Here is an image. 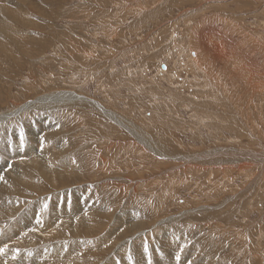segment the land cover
Wrapping results in <instances>:
<instances>
[{"label": "rangeland", "instance_id": "obj_1", "mask_svg": "<svg viewBox=\"0 0 264 264\" xmlns=\"http://www.w3.org/2000/svg\"><path fill=\"white\" fill-rule=\"evenodd\" d=\"M0 3V145L21 130L65 141L60 187L96 211L93 236L122 213L154 255L170 230L180 256L192 242L206 264H264V0ZM13 155L0 149L1 172ZM97 250L95 264L113 251Z\"/></svg>", "mask_w": 264, "mask_h": 264}, {"label": "bare ground", "instance_id": "obj_2", "mask_svg": "<svg viewBox=\"0 0 264 264\" xmlns=\"http://www.w3.org/2000/svg\"><path fill=\"white\" fill-rule=\"evenodd\" d=\"M201 1L212 3L215 0ZM3 7L4 4L0 3V9ZM215 16L220 19L218 14H215ZM209 19L208 17L207 20ZM211 35L213 34L211 33ZM188 38L190 39V37ZM202 38L204 39V36ZM195 41V43H201L198 39ZM189 44L191 43L189 42ZM201 46L203 49L204 46L202 44ZM60 94L61 98L67 95L63 92H60ZM79 97L85 96L74 93L73 98L77 99ZM43 99L44 96L37 98L36 101ZM129 131L136 137L138 142H147V138L142 132L135 128H129ZM20 133V139L12 138L8 134L7 139L0 145V149L4 154H8L10 151L14 152V155L11 156L13 162L6 170L7 174L0 171V195L2 196L0 197V231L5 229L6 237L4 242L0 239V264H95V262H92L94 257L92 259L91 256L98 255L102 257L103 253L95 254L94 248L98 249L97 251L100 249L105 251L113 249L109 258L100 260L99 264H185L186 260L190 262L189 264H206L208 262L204 257L200 262L199 254L196 257L195 253L197 250L199 251V246L192 242L187 244L191 247L189 250L193 251V248L197 250L193 251L194 253L187 252L186 256H184L185 254L180 256L178 249L182 248L181 243L183 244L184 239L171 233L170 230L161 234L160 232H155V234L151 232V236L154 234L159 239L158 243L163 247L161 254L158 252L159 246L156 244L154 245L156 250L153 248L156 255L151 251L152 248H148L153 244L139 248L137 241L141 245L144 242L142 238L129 240L126 237L125 234L128 231L123 229L122 222L125 221L129 224L130 221L121 219L122 213L114 218L111 226L109 225L110 234L107 233L103 236L96 234L94 236L98 237L93 238L92 232L96 230L95 222L98 220L94 217L96 211L94 212L89 203L66 207L67 200L65 198L67 199V195L60 187L59 181L65 176L66 172L58 169L57 166H63L61 165L63 160L60 156L63 153L59 151V148L65 146V141L56 140L58 136L53 137L48 134L23 135L22 130ZM44 144L45 147H43ZM50 145H53L50 148L51 150L53 148H56V150L51 151L46 148ZM155 149L160 153L159 149ZM17 153L20 156H17ZM203 154L201 153V155ZM235 154L234 152L232 156H235ZM0 160L7 161L3 157ZM17 162L19 166L17 175L11 176L10 169L16 166ZM24 167L32 169V173L28 177L24 176ZM41 187L46 188L44 191L46 193L51 190H57L58 193L56 195L48 194L47 199L37 198L34 200L32 192L34 190L40 191ZM76 199L78 200V198ZM23 217L26 218V228L20 231L17 228L20 226ZM136 219L138 218L136 217ZM138 226H141V224H138ZM146 238L148 236H145ZM10 240H12V243ZM130 241L135 248L128 249ZM88 247L92 249L89 250ZM125 249H128L132 256H125ZM30 253L38 260L33 261ZM172 255H174L173 258ZM205 255L207 256V254ZM192 259L197 260L198 263Z\"/></svg>", "mask_w": 264, "mask_h": 264}, {"label": "snow or ice", "instance_id": "obj_3", "mask_svg": "<svg viewBox=\"0 0 264 264\" xmlns=\"http://www.w3.org/2000/svg\"><path fill=\"white\" fill-rule=\"evenodd\" d=\"M145 250H147V249H145ZM130 259H131V257H130Z\"/></svg>", "mask_w": 264, "mask_h": 264}]
</instances>
